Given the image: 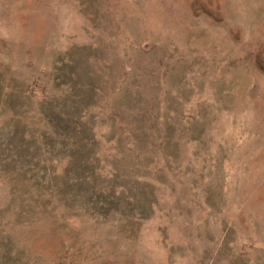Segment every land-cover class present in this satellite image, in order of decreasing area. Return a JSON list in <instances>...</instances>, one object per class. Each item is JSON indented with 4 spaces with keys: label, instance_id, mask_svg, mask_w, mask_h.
Wrapping results in <instances>:
<instances>
[{
    "label": "rangeland",
    "instance_id": "1",
    "mask_svg": "<svg viewBox=\"0 0 264 264\" xmlns=\"http://www.w3.org/2000/svg\"><path fill=\"white\" fill-rule=\"evenodd\" d=\"M0 264H264V0H0Z\"/></svg>",
    "mask_w": 264,
    "mask_h": 264
}]
</instances>
